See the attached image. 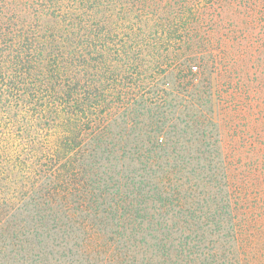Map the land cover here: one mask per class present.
Wrapping results in <instances>:
<instances>
[{
    "label": "trees",
    "instance_id": "obj_1",
    "mask_svg": "<svg viewBox=\"0 0 264 264\" xmlns=\"http://www.w3.org/2000/svg\"><path fill=\"white\" fill-rule=\"evenodd\" d=\"M0 264H264V0H0Z\"/></svg>",
    "mask_w": 264,
    "mask_h": 264
}]
</instances>
